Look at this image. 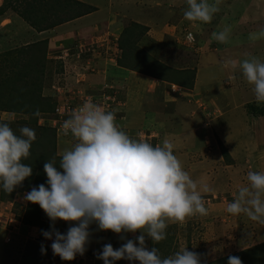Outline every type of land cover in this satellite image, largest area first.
<instances>
[{"label": "rangeland", "instance_id": "1", "mask_svg": "<svg viewBox=\"0 0 264 264\" xmlns=\"http://www.w3.org/2000/svg\"><path fill=\"white\" fill-rule=\"evenodd\" d=\"M16 1V6H22L23 0ZM91 1L98 4L97 8L87 6L82 0H61L67 20L39 33L18 16L12 6L5 7V0H0V121L9 122L17 135L22 126L34 129L36 134L31 155L23 161L32 167V175L10 194L0 188V243L3 244L0 264H104L96 255L102 251L103 245L111 243L116 249L126 242L120 238L121 234L98 230L93 223L84 255L77 254L70 261L62 260L53 255V240L42 234V230H51L50 219L38 204L24 199L33 187L46 184L44 163L55 157L58 167L63 151L75 143L70 134L65 136L60 132L58 135L57 127L59 130L63 121L84 103L91 101L102 105L108 98V111L115 114L117 121L123 118L127 107L132 106V112L139 113L141 101L149 106L155 103L149 116L154 118V125L164 127L167 121H174L172 102L188 103V106L185 104L187 111L183 120H176L181 124L185 121L182 130L163 131L154 127L153 130L143 128L142 132L127 133L133 139H143L153 146L161 144L164 139L170 140L174 144L173 154L180 162L184 152H189L184 158L189 159L191 155L190 162L181 163L184 170L198 185L206 184L210 188V191L202 192L208 214L169 224L166 239L159 243H152L146 236L149 250L158 248L164 258L187 247L204 254L202 260L207 264H219L221 257L263 241L264 225L244 214L233 216L226 208L238 188L247 184L248 171L264 172V103L256 102L253 85L247 83L239 68L224 65L227 60L239 62L250 56L264 62V38L249 39L250 33L264 29V0H220V10L210 23L186 20V0H149L155 4L148 8H143V2L135 4L144 0ZM92 11L96 17L92 27L77 31L72 22L68 23L77 17L84 21L87 19L84 15ZM134 12L137 14L133 15ZM138 15L142 18L139 19ZM135 20L148 24V29L158 28L154 29L160 32L156 35L158 41L149 40L150 45H146L148 41H144V34L147 29ZM225 27L231 29L229 40L227 43L218 42L212 34ZM188 31L192 32V41L185 37ZM30 42L36 43L28 46ZM141 45L148 46L146 48L155 57L143 51ZM113 49L120 50L126 67L151 76L159 75L167 81H174L181 89L176 88L179 90L165 96V85L154 84L146 91L151 94H146L137 87L127 88L123 82L115 81L117 78H108L109 69L99 61L87 65L91 57L113 55ZM205 68L216 70L214 85L208 82L201 85V78L196 84V75H201ZM27 69L35 72L24 74L23 70ZM192 75L194 82L190 88L185 81ZM216 84L226 95V102L223 98L225 104L209 97L216 95L212 91L213 87L219 89ZM193 87L195 94L190 90ZM171 88L169 86V90ZM158 92L163 95L162 99L156 94ZM117 126L120 128L119 123ZM180 135L186 137L182 143L177 141ZM179 149H182V155ZM225 149L227 157L223 156ZM202 154L209 156V166L192 167L193 162L204 159ZM229 164L230 167L225 166ZM227 182L232 185V191L227 188ZM69 226L63 220H57L55 224L61 233H66ZM123 235L135 240L140 233ZM114 264H139V261L121 259Z\"/></svg>", "mask_w": 264, "mask_h": 264}, {"label": "clouds", "instance_id": "2", "mask_svg": "<svg viewBox=\"0 0 264 264\" xmlns=\"http://www.w3.org/2000/svg\"><path fill=\"white\" fill-rule=\"evenodd\" d=\"M219 4L220 0H186L184 18L210 23ZM230 32L225 27L212 35L227 43ZM260 38H264V29L249 34L252 41ZM224 66L239 68L253 85L256 102L264 103V62L250 56L239 62L227 60ZM62 133L70 134L75 143L63 151L58 167L55 157L44 163L46 184L33 187L24 196L26 202L38 204L51 221V230H42V234L53 240V255L68 261L77 254L83 256L90 242V225L95 223L98 230H111L126 240L116 249L111 243L103 245L96 255L104 264L121 259L139 264H206L204 254L187 247L162 258L158 248L146 246V236L152 243L166 239L169 224L208 214L202 192L210 188L198 185L184 170L170 140L153 146L133 139L117 126L113 112L92 102L84 103L63 121ZM35 139L34 129L22 126L17 135L9 122L0 121V188L5 193H12L32 175V167L23 161L31 155ZM226 211L264 225V172H247V184L238 188ZM57 220L70 224L66 233L56 229ZM137 232L140 235L135 240L123 235ZM228 264H242V260L229 256Z\"/></svg>", "mask_w": 264, "mask_h": 264}, {"label": "crops", "instance_id": "3", "mask_svg": "<svg viewBox=\"0 0 264 264\" xmlns=\"http://www.w3.org/2000/svg\"><path fill=\"white\" fill-rule=\"evenodd\" d=\"M82 1L85 2L87 6H95L96 8L98 6V4H95L92 1L89 2L90 0L89 1L82 0ZM144 1H138L135 4L139 5L140 2H143V3H145L143 8H148V7H153V5H151V4H155V2H156V0H155V2H149V0H144ZM148 3H150V4H148ZM94 12L95 11H92V12L84 15L85 17H87V19H84V21L82 20V17H77V18L73 19L72 21H69L68 23L72 22L74 24L75 28H77V31H79L81 29H84V28L88 29V27L90 28L93 25H95L94 23H96L95 22L96 17H95ZM136 14L137 13H135V12L133 13V15H136ZM137 17L139 19L142 18L140 15H138ZM140 21L141 20H135L136 23L143 25L147 29V31H145V34H144V37H146V39L144 41H148V42H146V45H150L149 40L150 41H158V39L156 38V35H159L160 32H156L154 30V29L157 30L158 28H153L152 27V28L148 29L149 25L146 24V23L140 22ZM36 32L40 33L41 31H36ZM114 39H116V38H114ZM30 43H33V42H30ZM30 43H28V44H30ZM112 46L115 47V44L112 45ZM146 47H148V46H146ZM146 47L141 45L142 50L144 49L148 54H150L151 56L155 57L153 54H151V52ZM97 58H99V60H95ZM97 58L91 57V59H88L87 60V65L88 66H92V64L96 63V61L97 62L99 61L100 64H103V66H105L107 68V70L109 69L108 72H107L108 73L107 74L108 78H111V79L117 78L118 80H115V81L123 82V84H126V87L129 88V89H130V87H132L134 89H135V87H137V88H139V90H143V91L146 92L148 87L151 90L153 88L154 84H157V85L162 84V85H165L164 86V90H163V92L164 91L166 92L164 94L165 96H170L175 91H178L179 89H181V87L176 85V83L174 81H172V82L169 81V80L167 81V80L163 79L162 77H159V75L151 76V75H147V74H143L141 72L135 71L134 69L132 70L130 67H126V65H124L125 62H123V58H121V54H120V50L119 49H118L117 52H116V50L113 49V55L104 56V57L101 56V57H97ZM96 66H97V64H96ZM216 73H217L216 70H214V71L209 70L208 71L205 68V69L202 70L201 75H199V74L196 75L195 82L197 84L198 80H200V78H201V80H200L202 82L201 85H203L206 82H208L209 84L214 85V82L216 81V75H217ZM204 74H206L205 79H204V76H203ZM193 82H194V80H193ZM240 83L242 85L243 82L240 80ZM132 84H133V86H131ZM118 85H120V84L118 83ZM169 86L172 87L170 89L171 91L169 90ZM216 86L219 87L220 85L216 84ZM195 87H193V89H190V90H194V94H195ZM176 88H179V89H176ZM212 91L216 95L214 97L213 96H209V97H212L215 101L218 100V102H221L222 104H225L226 95L222 93V91L220 90V87H219L218 90H214V87H213ZM148 93L151 94L150 91L146 92V94H148ZM156 94L158 96H160L161 99L163 98V95L161 93L158 92ZM142 95H143V93L139 94V98L142 97ZM223 98H224L225 102H223ZM143 102H144V99H143ZM185 104H186V106H188V103L184 102V101L177 100V101H173L172 102V105H173V108H174V111L172 112V114H173L172 117H173L174 121H172V122H168L167 121L168 123L167 122L165 123V127L163 125H161V124L160 125L159 124L154 125V121H155L154 118L149 116V112L153 111V109L155 107V103L152 106H149L150 104L146 105V104L142 103V101H141L140 108H138L139 105H137V107H136V108H138L139 113L132 112L134 110V108H132V106L131 107H127L125 112H124L123 118H121L119 121L115 120V122L117 124L119 123L120 129L123 130L126 133L131 132V131L132 132L133 131L142 132L144 130L143 128H146V129H149V130H153L154 127H156V129H157V127L161 128L163 131L164 130L165 131H167V130H182L185 127V121H183L184 124H181V123L176 122V120L177 121L183 120L182 117H183V115H185V112L187 111L186 108H185L186 107ZM156 110H157V108H156ZM187 114L186 115L188 116V118L191 119L190 114L189 113H187ZM242 114H244V113H242ZM187 116H185V119H186ZM148 125H150V127H148ZM172 125H174V126H172ZM233 128H236V127L234 126ZM233 128H230V129H233ZM150 136H153V134L149 135V137ZM177 139H178L177 141H181V143H182V142H184L186 140V137H185V135H180V136H177ZM181 150L182 149L178 150L180 154L182 152ZM184 154L186 156L187 154H189V152H184ZM184 154L183 155L181 154L183 156V157L181 156V158L183 159V160H181L182 161L181 163H183V162L185 163L186 161L191 160V158H190L191 155H190L189 159H185L184 158L185 157ZM202 156L204 157V159L202 161L201 160H197V161L193 162V164L194 163L195 164L192 167L202 168L205 165H208L209 163H211V160H210L209 156L205 157V155H203V154H202ZM230 165L231 164L225 165V166L226 167H230ZM200 178H203V176H201ZM226 186L229 189V191H232V185L229 186L228 182H227ZM2 245L3 244L0 243V248L2 247ZM248 246H250V245H247V246H245L243 248H246ZM243 248H241V249H243Z\"/></svg>", "mask_w": 264, "mask_h": 264}, {"label": "trees", "instance_id": "4", "mask_svg": "<svg viewBox=\"0 0 264 264\" xmlns=\"http://www.w3.org/2000/svg\"><path fill=\"white\" fill-rule=\"evenodd\" d=\"M67 1H73V0H67ZM14 2L15 5L13 4ZM16 3H18L16 0L14 1L5 0L4 6L5 7L12 6V8L17 12V14L31 27L35 28V30L37 31L45 30L47 28H50L54 25H57L67 20L66 18L67 13L65 10L61 8L62 7L61 0H23L22 6H18V5L16 6ZM77 3L81 5V2H77ZM2 12H4V9H2ZM49 18H52V21H49ZM35 43L36 42H33L27 45L32 46L35 45ZM27 70L28 71L23 70V73L25 74L26 72H30V71L35 72L34 70L31 69H27ZM41 72H43V70ZM193 80H194V75H192V77L189 80L185 81V84L191 85L190 86L191 88L193 85ZM10 109L11 108L9 109L7 108V110ZM28 109L29 107H27L26 111ZM223 156L225 157L228 156L226 149L223 152ZM233 255L238 256L242 260V264H259V263L264 264V240L257 244L237 250L235 253L221 257L219 259V264H228L229 256H233Z\"/></svg>", "mask_w": 264, "mask_h": 264}, {"label": "built area", "instance_id": "5", "mask_svg": "<svg viewBox=\"0 0 264 264\" xmlns=\"http://www.w3.org/2000/svg\"><path fill=\"white\" fill-rule=\"evenodd\" d=\"M189 36H191L192 37V39H193V35H192V32H190V31H188L186 34H185V37H186V39L188 40V41H192V39H189ZM91 102V101H90ZM96 103V102H95ZM110 103V99L108 98V99H106V100H104L103 102H102V105H99V106H101V107H104V109L106 110V111H108L109 109V104ZM104 105V106H103ZM82 106V105H81ZM80 107V106H79ZM78 107V108H79ZM56 110L58 111V108H56ZM56 132L58 133V135H59V133L60 132H62V125H61V127H60V129L58 130V127H57V130H56ZM63 134V133H62Z\"/></svg>", "mask_w": 264, "mask_h": 264}]
</instances>
